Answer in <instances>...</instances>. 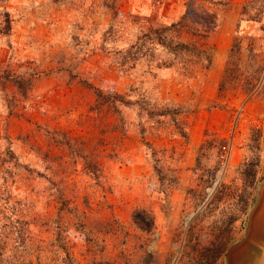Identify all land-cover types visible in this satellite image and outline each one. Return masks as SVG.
<instances>
[{"label":"rangeland","instance_id":"1","mask_svg":"<svg viewBox=\"0 0 264 264\" xmlns=\"http://www.w3.org/2000/svg\"><path fill=\"white\" fill-rule=\"evenodd\" d=\"M263 179L264 0H0V264H227Z\"/></svg>","mask_w":264,"mask_h":264},{"label":"water","instance_id":"2","mask_svg":"<svg viewBox=\"0 0 264 264\" xmlns=\"http://www.w3.org/2000/svg\"><path fill=\"white\" fill-rule=\"evenodd\" d=\"M257 200L250 211L248 224L244 237L238 243L230 246L226 252L227 264H233L237 253L248 250L258 245L261 241L264 247V179L257 190ZM260 239V240H259ZM246 264V262L242 263Z\"/></svg>","mask_w":264,"mask_h":264},{"label":"trees","instance_id":"3","mask_svg":"<svg viewBox=\"0 0 264 264\" xmlns=\"http://www.w3.org/2000/svg\"><path fill=\"white\" fill-rule=\"evenodd\" d=\"M144 227H146V226H144ZM148 227V226H147Z\"/></svg>","mask_w":264,"mask_h":264}]
</instances>
